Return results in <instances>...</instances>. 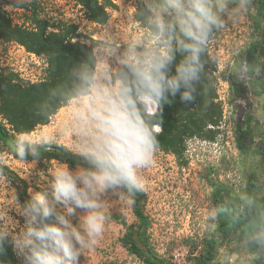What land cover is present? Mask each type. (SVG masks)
Listing matches in <instances>:
<instances>
[{
  "label": "clouds",
  "instance_id": "obj_1",
  "mask_svg": "<svg viewBox=\"0 0 264 264\" xmlns=\"http://www.w3.org/2000/svg\"><path fill=\"white\" fill-rule=\"evenodd\" d=\"M252 3L136 0L132 19L140 21L139 35L123 43L106 31L98 39L94 53L72 69L70 95L57 98L67 111L54 131L9 142L13 156L36 163L42 149L51 150L70 134L71 152L83 163L74 169L58 165L47 173L46 187L29 189L23 203L8 175L0 173L7 188L0 198V256L10 246L21 264H79L110 219L109 194L132 204L144 191L141 172L158 148L154 126L162 130L163 105L177 95L185 104L196 99L207 75L209 42L246 16ZM232 54L238 57L240 49ZM261 64L241 61L235 71L250 81L261 74ZM13 212L23 218L22 226ZM245 243L255 247L257 259L264 257V220L253 223Z\"/></svg>",
  "mask_w": 264,
  "mask_h": 264
},
{
  "label": "rangeland",
  "instance_id": "obj_2",
  "mask_svg": "<svg viewBox=\"0 0 264 264\" xmlns=\"http://www.w3.org/2000/svg\"><path fill=\"white\" fill-rule=\"evenodd\" d=\"M135 3L136 0H115L116 10L109 12L108 21L102 26L90 23L74 0H0V7L14 25L28 26L27 19L34 11L40 19L51 24L74 26L80 41L92 45L94 53L98 39L106 31L117 35L123 43L139 35V24L132 19ZM14 4L28 6L29 11ZM251 14L253 11L249 7L246 16L229 23L209 42L208 56L217 66L214 76L217 79L218 100L223 109L216 140L213 143L188 141L183 156L186 166L182 168L172 155L156 150L151 165L141 172L144 184L142 193L146 198L144 213L150 223L149 245L159 264H190L189 259L198 255L204 240L216 242L213 264H264V257L257 259L254 247L245 243L243 228L228 235L218 231L216 210L219 201L224 206L238 202L243 208L252 206L264 210L261 205L264 163L261 156L255 153L264 146V96L254 95V91L260 89V84L264 82V64H261V74L250 81L247 76L235 71L241 61L249 64L264 61V44H260V33L252 30ZM234 49H240L238 57L233 56ZM45 69L44 59L28 54L15 43L0 42V72L12 73L23 85H27L42 81ZM231 75L246 88L244 101L230 97L224 78ZM256 79L260 82L256 83ZM66 111V107L59 110L47 126L39 127L23 137L52 133ZM248 121L250 132L244 143L249 151L242 155L236 148V131L247 129ZM154 131L158 133L156 129ZM57 145L71 152L70 134H66ZM0 163L26 183L28 196L29 189L39 191L46 187L47 173L62 165L51 162L40 166L37 162L16 161L7 153L0 156ZM249 183L251 187H248ZM10 187L15 189L21 200L18 182L10 181ZM6 192V185L0 180V198ZM248 201H251L250 206ZM105 211L110 219L103 234L91 250L83 252L79 264H142L128 254L120 241L125 234L122 222L127 226L136 222L127 198L109 194ZM10 215L20 226L23 225L22 217L14 212ZM209 215L214 219L209 220ZM261 219L264 220V215ZM193 244L197 249L191 256L188 246ZM18 260L21 261L20 258Z\"/></svg>",
  "mask_w": 264,
  "mask_h": 264
},
{
  "label": "trees",
  "instance_id": "obj_3",
  "mask_svg": "<svg viewBox=\"0 0 264 264\" xmlns=\"http://www.w3.org/2000/svg\"><path fill=\"white\" fill-rule=\"evenodd\" d=\"M83 11L86 19L98 26L105 25L109 18V12L116 10L115 0H74ZM15 7L28 10V6L14 4ZM250 9L252 30L260 33V44H264V0H253ZM28 26L14 25L7 13L0 7V42L15 43L25 52L45 61V78L34 84L23 85L12 73L0 72V156L7 153L16 161H21L12 155L9 150V142L17 137L30 135L39 127H45L57 112L66 106L58 97L69 96L72 87L71 71L81 62L85 61L93 53V46L80 41L77 29L66 24H51L39 18L33 11L27 19ZM138 24L140 21L135 20ZM209 57V56H208ZM179 56L177 57V60ZM174 73V65L172 68ZM217 66L209 59L206 65L207 75L198 86L196 99L188 104L180 101L179 96L169 97L171 103L164 104L160 113L162 123L156 133L159 150L172 155L180 168L186 166L183 156L186 150L185 144L191 140H199L213 143L219 135L220 123L223 118V109L217 96V79L214 74ZM224 81L229 86L230 97L234 100L246 99V88L239 83L235 76H225ZM260 80L256 79V83ZM260 89L254 91L256 96H264V82ZM72 100H69V103ZM54 108V111L52 110ZM247 129H237L236 148L242 155L249 151L244 141L249 135ZM155 129V126H154ZM264 163V148L260 152ZM41 159L37 163L49 165L51 162L67 164L74 169L83 163L82 159L63 146L52 145L51 150H41ZM27 157V162H32ZM25 162V161H21ZM0 173L8 175L9 181L18 182L22 194L21 203L29 199L27 185L13 172L0 163ZM251 187V183L248 184ZM134 203L131 204L135 224L124 226L125 234L121 241L122 247L131 256L142 264H159V260L149 245L148 230L150 223L144 213L146 198L144 194L137 193ZM218 231L222 229H237L244 227L246 234L253 223L259 219L260 210L248 207L247 215L237 219L236 214H224L227 211L218 209ZM236 219L234 226L232 220ZM234 230V231H235ZM189 245V244H188ZM190 248V255L196 252V245ZM197 256L189 259L190 264H213L216 253V242L204 240L202 249ZM3 264H21L10 246H6L4 256H0ZM112 264V263H109ZM167 264V263H166Z\"/></svg>",
  "mask_w": 264,
  "mask_h": 264
},
{
  "label": "flooded vegetation",
  "instance_id": "obj_4",
  "mask_svg": "<svg viewBox=\"0 0 264 264\" xmlns=\"http://www.w3.org/2000/svg\"><path fill=\"white\" fill-rule=\"evenodd\" d=\"M250 62L251 63H253L254 61L251 59L250 60ZM246 139L247 138H245V141H246ZM244 141V142H245ZM264 148V146H261L260 147V150L261 149H263ZM260 150H258V152H260ZM261 156V155H260ZM261 159H262V162H263V158L261 157ZM261 205L262 206H264V196H263V198H262V200H261ZM225 208H227V211L224 213V214H229V217H231L232 216V214H236V218L237 219H242V217L245 215H247V210H248V208L246 207H241L240 205H239V203L237 202V203H232V205L231 206H224L220 201L216 204V210H217V220H218V223H219V214H220V212H219V210L218 209H220L221 211H225ZM231 215V216H230ZM264 215V210H260V213H259V219L260 220H262L261 219V216H263ZM232 222H233V224H234V226L237 224L236 223V219H234V220H232ZM244 229L245 230V228L244 227H241V228H239V229H237V231L235 230V229H227V230H225V231H222V229L221 230H219V232H222L221 234H224V235H228V234H232V233H237V232H239L240 231V229ZM235 230V231H234ZM244 234H246V231H244ZM247 236V235H246ZM254 247V246H253ZM254 250H255V252H256V249H255V247H254Z\"/></svg>",
  "mask_w": 264,
  "mask_h": 264
}]
</instances>
